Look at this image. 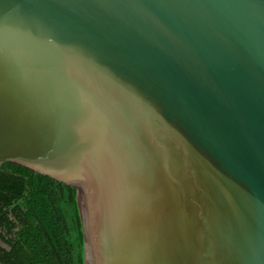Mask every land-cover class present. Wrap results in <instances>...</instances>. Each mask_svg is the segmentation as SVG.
<instances>
[{
    "label": "water",
    "instance_id": "obj_1",
    "mask_svg": "<svg viewBox=\"0 0 264 264\" xmlns=\"http://www.w3.org/2000/svg\"><path fill=\"white\" fill-rule=\"evenodd\" d=\"M78 189L85 264H264V0H0V169Z\"/></svg>",
    "mask_w": 264,
    "mask_h": 264
},
{
    "label": "trees",
    "instance_id": "obj_2",
    "mask_svg": "<svg viewBox=\"0 0 264 264\" xmlns=\"http://www.w3.org/2000/svg\"><path fill=\"white\" fill-rule=\"evenodd\" d=\"M0 264H85L78 189L5 162L0 169Z\"/></svg>",
    "mask_w": 264,
    "mask_h": 264
}]
</instances>
